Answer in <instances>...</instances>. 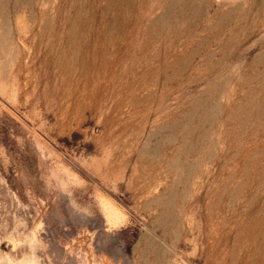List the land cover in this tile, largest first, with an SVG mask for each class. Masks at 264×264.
<instances>
[{
  "label": "rangeland",
  "instance_id": "rangeland-1",
  "mask_svg": "<svg viewBox=\"0 0 264 264\" xmlns=\"http://www.w3.org/2000/svg\"><path fill=\"white\" fill-rule=\"evenodd\" d=\"M0 264H264V0H0Z\"/></svg>",
  "mask_w": 264,
  "mask_h": 264
},
{
  "label": "bare ground",
  "instance_id": "bare-ground-1",
  "mask_svg": "<svg viewBox=\"0 0 264 264\" xmlns=\"http://www.w3.org/2000/svg\"><path fill=\"white\" fill-rule=\"evenodd\" d=\"M92 32V31H91ZM89 38V37H88Z\"/></svg>",
  "mask_w": 264,
  "mask_h": 264
}]
</instances>
